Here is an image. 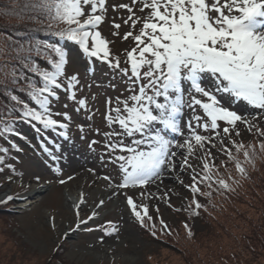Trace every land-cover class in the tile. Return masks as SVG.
Listing matches in <instances>:
<instances>
[{"label": "snow or ice", "instance_id": "snow-or-ice-1", "mask_svg": "<svg viewBox=\"0 0 264 264\" xmlns=\"http://www.w3.org/2000/svg\"><path fill=\"white\" fill-rule=\"evenodd\" d=\"M137 5L141 16L135 15ZM117 9L129 13L123 23L131 27L123 39L134 41L125 53V67H121L119 56L112 54L110 42L98 30L106 19L107 0H34L25 5L23 11L35 13L30 19L42 25L48 22L44 35L57 42L33 40L25 47L21 40L17 41L14 50L18 65H12L11 82L24 81L26 87L16 91L25 92L35 106L11 95L10 100L19 106L13 111L20 119L37 122L44 129H59L61 137L70 139L71 116L67 112L54 114L52 104L59 101L63 91L67 100L77 103L74 111L87 108L85 99H77L79 76L66 73L69 58L58 43L72 42L87 62L106 64L124 84L120 95L105 101L104 120L109 131L103 133L102 146L110 162L118 165L120 182L115 188H143L157 180L162 182L172 173L177 178L190 173V184L185 185L179 178L177 182L192 194L184 210L198 215L203 205L197 197L209 196L201 185L209 190L214 185L216 190H231L228 180L232 178L220 172L226 163L221 160L220 166L215 164L218 157L226 156L236 171L246 176L244 164L233 149L236 154L242 152L248 163L255 149L233 139L241 137L240 126L249 134L264 137V127L259 126L264 118V0H131V4L114 5L113 11ZM113 27L119 30L121 24L113 23ZM32 37L31 32L26 33L25 38ZM33 51L46 66L31 55ZM21 52L28 55L21 56ZM89 72L94 74L91 68ZM116 87L109 84L113 91ZM54 115L62 116L64 122ZM79 130L83 132V126ZM0 131L13 132V126L8 124ZM97 143L101 142L92 140L89 148L94 150ZM259 147L264 151V141ZM5 151L0 149V153ZM44 151L58 159L48 148ZM190 158L197 161L199 168L189 162ZM3 161L0 155V165ZM103 179L112 187L110 176ZM13 198L7 196L0 203ZM103 203L100 200L97 208ZM126 203L136 220L155 235L156 225L147 206L137 205L132 196H126ZM96 215L93 211L87 219L79 220L77 227ZM160 224L167 228L162 219ZM188 234L191 236L190 230Z\"/></svg>", "mask_w": 264, "mask_h": 264}, {"label": "rangeland", "instance_id": "rangeland-1", "mask_svg": "<svg viewBox=\"0 0 264 264\" xmlns=\"http://www.w3.org/2000/svg\"><path fill=\"white\" fill-rule=\"evenodd\" d=\"M121 3L131 4V0H107L106 19L98 30L110 42L112 54L119 56L121 67H125V53L134 46V41L123 39L131 27L123 23L129 15L127 10L113 11V6ZM134 12L136 16L143 15L139 5L134 7ZM113 23L121 24V28L116 30ZM117 31L119 34L113 35ZM67 57L66 73L78 74L77 99H85L87 108L74 111L77 103L67 100L61 91L59 101L52 104V111L54 114L67 112L71 116L69 140L61 137L58 130L46 142L42 137H34L32 127L22 128L24 140L13 137L26 151L21 155L15 153L20 155L16 162L18 172L0 177V200L12 194L15 203L11 217L0 212V242L10 250L8 254L15 256L20 264H264V177L253 179L254 191L243 179L241 189L244 188L239 194L230 195L227 190L215 187L208 191L209 196H198L199 202L205 205L198 210V215L184 210L189 207L192 194L177 182L179 178L185 185L190 184V173L178 178L172 173L164 176L162 182L157 180L143 188L116 189L115 184L120 182L118 165L110 162L102 146L103 133L109 131L104 120L105 101L107 97L120 95L124 84L106 64L87 62L76 45L67 48ZM110 83L117 86L115 91L109 88ZM88 115L92 118L88 119ZM53 118L64 122L62 116ZM259 126L264 127V118ZM240 127L241 137H233L237 143L257 136L246 132L243 125ZM38 140L58 159L54 160L40 148ZM92 140L101 142L94 150L89 148ZM225 157H218L215 164L219 166L221 160L226 162ZM189 162L199 168L195 159L190 158ZM105 175L111 177L112 187L103 179ZM229 176L233 179V175ZM107 189L112 192L104 195ZM77 193L86 194V201L78 209ZM126 196H132L137 205L147 206L156 225L155 235L143 229L131 214ZM100 200L104 203L97 208ZM93 211L97 215L77 227L79 220L87 219ZM157 219L167 224L170 233L158 228ZM16 249L19 254L14 253ZM0 253H4L2 246Z\"/></svg>", "mask_w": 264, "mask_h": 264}, {"label": "trees", "instance_id": "trees-1", "mask_svg": "<svg viewBox=\"0 0 264 264\" xmlns=\"http://www.w3.org/2000/svg\"><path fill=\"white\" fill-rule=\"evenodd\" d=\"M32 3H34V0H20L18 2L14 0H0V129H3L8 124H12L13 126V132L3 133L0 131V149H7V151L0 153V155L4 157L3 164L0 165V168H3V170L0 171V175L4 173L16 174L18 172L16 160L19 159V156L15 153H22L23 150L26 149L13 140V137L23 139V136L20 133L21 127L32 123L31 120L20 119L18 112L13 111L14 108H18L19 106L15 105V102L10 100L11 95H17L20 97V99L29 103L30 106H35L33 102L29 100L25 92L16 91V89L19 87H26L25 82L20 81L19 84H13L11 82L13 73L12 65H18V61L15 59L17 52L14 50V47L16 46L18 40H21L25 47H28L33 42V40L37 43L45 39L49 42H57L54 37L44 35L43 29L46 27L48 23L47 21H45L44 25H42L39 21L29 18L30 16H35L34 12L30 10H22L24 9L25 5ZM7 8L10 9L9 12L5 11ZM28 32L33 34L32 40L25 38L26 33ZM58 43L66 53L65 46L69 44V42L60 40ZM19 55H28V53L21 52ZM31 55L35 57L41 66H46L44 60L40 56H37L35 51H33ZM29 75L31 74L29 73ZM4 89H8L9 91H5ZM262 141H264V137L254 136V138L248 140L247 142H243L244 145H251L255 149V155L252 157L251 163L244 161L242 152L236 154L235 150H233V154L238 155V158L244 164L246 176L239 174L235 169L234 163L232 162L226 161V168L220 167L221 173L225 178L229 177V174L233 175V179L230 184L231 190H227L230 195L235 193L239 194V192L243 190L244 187L241 189L243 186V179L248 181L249 188L254 191L252 186L253 179L255 177H264V151H261L259 147ZM7 165H11V167H7ZM228 182L230 183V179ZM258 186L259 185H255V187ZM215 187L216 186H213V189ZM202 191L210 192L211 190H209V188L204 185ZM7 196L11 195L4 196L2 200ZM225 196L227 197V194H225ZM12 202L13 199L7 203H0V212L11 217L12 213L10 205ZM204 206L205 205L203 204V207ZM213 207L211 208L212 211L214 209ZM218 210L219 209L214 210L215 213ZM155 222L157 223L158 228H161L160 220L157 219ZM141 227L147 231L151 230L146 226ZM151 231L150 233L153 235ZM161 231L170 233L169 228H166L165 230L161 229ZM156 232L157 231L155 230V233ZM0 246L3 247L4 252L0 253V264H20L15 256L8 254V251L10 250L3 246V241L0 242ZM14 253L19 254V250L16 249V252Z\"/></svg>", "mask_w": 264, "mask_h": 264}, {"label": "bare ground", "instance_id": "bare-ground-1", "mask_svg": "<svg viewBox=\"0 0 264 264\" xmlns=\"http://www.w3.org/2000/svg\"><path fill=\"white\" fill-rule=\"evenodd\" d=\"M38 153H40V152L38 151ZM167 186H169V184H167ZM38 192H41V191L38 190ZM111 192H112V189H107V191H103L104 195H105V194H110ZM85 196H86V194H80V193H77V194H76V197H77L76 199H77V200H76L75 203H76L77 205H79V207L82 206V204H81V200L86 201V197H85ZM79 198H80V200H78ZM26 203H29V201H27ZM26 203H25V204H26Z\"/></svg>", "mask_w": 264, "mask_h": 264}]
</instances>
